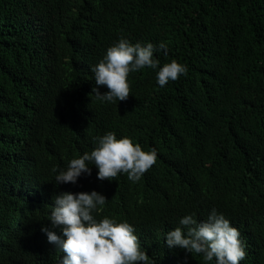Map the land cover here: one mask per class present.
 Listing matches in <instances>:
<instances>
[{
    "label": "trees",
    "instance_id": "1",
    "mask_svg": "<svg viewBox=\"0 0 264 264\" xmlns=\"http://www.w3.org/2000/svg\"><path fill=\"white\" fill-rule=\"evenodd\" d=\"M121 36L164 42L155 58L188 74L160 87L144 68L126 100L101 103L91 67ZM109 131L156 163L135 183L92 165L58 185L53 169ZM93 190L108 199L97 218L132 223L151 264H206L166 234L213 208L246 242L241 264H264V0H0V264H61L41 231L53 197Z\"/></svg>",
    "mask_w": 264,
    "mask_h": 264
},
{
    "label": "clouds",
    "instance_id": "2",
    "mask_svg": "<svg viewBox=\"0 0 264 264\" xmlns=\"http://www.w3.org/2000/svg\"><path fill=\"white\" fill-rule=\"evenodd\" d=\"M158 51L167 56V45L132 43L121 36L91 67L96 84L95 99L113 104L126 100L131 93L129 75L144 68L157 70L156 82L160 87L188 74L187 65L175 59L161 66L154 56ZM100 86H106L108 91L101 93ZM92 143L93 150L68 161L65 169H53L58 185L75 184L82 175H91L92 165L98 169L97 178L101 181L115 180L124 173L135 183L157 160L155 148L145 150L132 138H118L112 131L94 137ZM53 201L48 217L52 226H45L41 231L48 243L63 253L61 264H151L132 223L115 217L97 218L108 201L101 192L66 191L55 195ZM166 244L170 249L178 247L192 255L202 254L206 264L213 261L214 264H241L247 255L246 242L239 229L215 208L206 220L198 221L195 213L180 218L178 226L167 232Z\"/></svg>",
    "mask_w": 264,
    "mask_h": 264
},
{
    "label": "bare ground",
    "instance_id": "3",
    "mask_svg": "<svg viewBox=\"0 0 264 264\" xmlns=\"http://www.w3.org/2000/svg\"><path fill=\"white\" fill-rule=\"evenodd\" d=\"M103 32H104V31H103ZM80 35H81V34H80ZM104 37H105V36H104ZM104 37H103V38H104ZM108 38H109V37H108ZM95 45H96V44H95ZM103 45H104V44H103ZM107 46H108V45H107ZM93 47H94V46H93ZM95 48H96V47H95ZM99 48H100V47H99ZM96 49H98V48H96ZM91 131H92V130H91ZM92 133H93V132H92ZM94 134H95V133H94ZM98 135H99V134H98ZM98 135H97V136H98ZM163 259H164V258H163ZM165 259H166V258H165ZM161 262H162V261H161Z\"/></svg>",
    "mask_w": 264,
    "mask_h": 264
}]
</instances>
